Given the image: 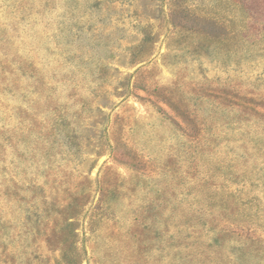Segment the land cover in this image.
<instances>
[{"label": "rangeland", "instance_id": "rangeland-1", "mask_svg": "<svg viewBox=\"0 0 264 264\" xmlns=\"http://www.w3.org/2000/svg\"><path fill=\"white\" fill-rule=\"evenodd\" d=\"M0 264H264V0H0Z\"/></svg>", "mask_w": 264, "mask_h": 264}]
</instances>
